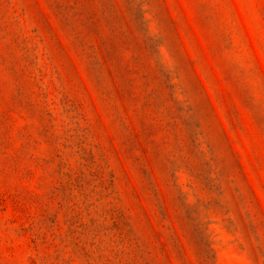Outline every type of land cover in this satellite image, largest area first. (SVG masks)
Returning a JSON list of instances; mask_svg holds the SVG:
<instances>
[{"label": "rangeland", "instance_id": "1", "mask_svg": "<svg viewBox=\"0 0 264 264\" xmlns=\"http://www.w3.org/2000/svg\"><path fill=\"white\" fill-rule=\"evenodd\" d=\"M0 264H264V0H0Z\"/></svg>", "mask_w": 264, "mask_h": 264}]
</instances>
